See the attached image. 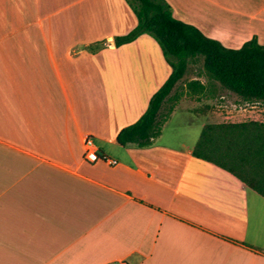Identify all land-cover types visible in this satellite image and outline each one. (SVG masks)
Wrapping results in <instances>:
<instances>
[{
    "label": "crops",
    "instance_id": "crops-1",
    "mask_svg": "<svg viewBox=\"0 0 264 264\" xmlns=\"http://www.w3.org/2000/svg\"><path fill=\"white\" fill-rule=\"evenodd\" d=\"M166 2L226 47L264 44V0ZM136 22L125 0H0V264H264V197L192 152L202 96L151 144L116 142L171 73L152 35L115 45ZM87 135L114 164L83 159Z\"/></svg>",
    "mask_w": 264,
    "mask_h": 264
},
{
    "label": "trees",
    "instance_id": "trees-1",
    "mask_svg": "<svg viewBox=\"0 0 264 264\" xmlns=\"http://www.w3.org/2000/svg\"><path fill=\"white\" fill-rule=\"evenodd\" d=\"M132 2L137 22L127 33L115 36V45L150 34L159 43L171 73L153 93L144 113L118 131V144H151L160 133L165 103L176 97V84L195 60H201L208 80L243 100L264 103V44L256 37L238 48H229L173 16L166 0ZM205 88L198 80H191L186 84V93L203 96ZM192 152L229 171L264 197V122L251 119L205 123Z\"/></svg>",
    "mask_w": 264,
    "mask_h": 264
},
{
    "label": "rangeland",
    "instance_id": "rangeland-1",
    "mask_svg": "<svg viewBox=\"0 0 264 264\" xmlns=\"http://www.w3.org/2000/svg\"><path fill=\"white\" fill-rule=\"evenodd\" d=\"M125 1L128 6L132 8V0ZM193 77H196L198 80H203L205 83L207 82V77L202 69L201 60H195L189 64L186 74L176 84V87L173 90V93L176 91V97H171V99H169V101H167V103L164 105L165 113H168V110H172V106L174 107L178 101L182 99H191V97L185 96V91L187 82ZM213 86L215 87V85ZM197 107L200 108L202 112L211 114L210 121L212 123H215V121L230 120L231 118L226 116L232 115H238V117H235V119L238 118L241 120H249L256 117L259 119H264L263 102L243 100L237 95L232 94L231 92L218 86L213 89H206L202 98L198 101ZM182 108L188 109L189 106L188 104L187 106L183 105ZM177 112L180 113V111ZM215 115L218 117H213ZM192 116H194L193 112L186 113L185 115L186 118ZM178 118L181 119V116L176 115L175 119L173 120L176 121ZM185 128L190 134H194L196 126L193 125Z\"/></svg>",
    "mask_w": 264,
    "mask_h": 264
},
{
    "label": "built area",
    "instance_id": "built-area-1",
    "mask_svg": "<svg viewBox=\"0 0 264 264\" xmlns=\"http://www.w3.org/2000/svg\"><path fill=\"white\" fill-rule=\"evenodd\" d=\"M84 154H83V159L88 162H95L97 160H104L108 164L112 165L115 163L114 160L106 157L104 154L99 152L98 146L94 139L90 136L87 135L84 138Z\"/></svg>",
    "mask_w": 264,
    "mask_h": 264
}]
</instances>
